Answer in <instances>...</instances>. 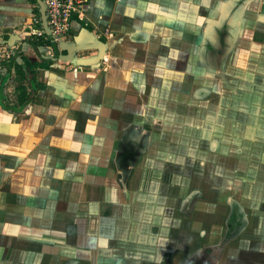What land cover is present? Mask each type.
<instances>
[{"label":"crops","instance_id":"0c3cea01","mask_svg":"<svg viewBox=\"0 0 264 264\" xmlns=\"http://www.w3.org/2000/svg\"><path fill=\"white\" fill-rule=\"evenodd\" d=\"M26 1L0 0L2 60ZM75 30L72 58L25 47L38 91L0 106V264H184L220 241L229 199L247 222L214 264H264V0H90Z\"/></svg>","mask_w":264,"mask_h":264},{"label":"trees","instance_id":"16d2710c","mask_svg":"<svg viewBox=\"0 0 264 264\" xmlns=\"http://www.w3.org/2000/svg\"><path fill=\"white\" fill-rule=\"evenodd\" d=\"M23 44H26L27 46L32 48L34 53L40 59H42L40 48L44 46H50L49 42L46 40L44 41L42 38L37 41L23 42L21 47H19L12 56L1 64V69L4 70V76L2 77V79H0V106L8 112H23L24 108L28 104L33 102L36 92L38 91V87L35 81V72L33 71L34 64L30 62L24 55ZM14 65H17L16 67L19 69V71H17V74L20 80L26 81L28 86L31 88V92L29 94H23L18 97L17 105H13L10 103L8 92L6 89L11 75L10 67ZM233 205L235 204L233 203ZM227 239L228 237L224 239L217 247H215L216 254L220 252Z\"/></svg>","mask_w":264,"mask_h":264},{"label":"built area","instance_id":"2783aa9c","mask_svg":"<svg viewBox=\"0 0 264 264\" xmlns=\"http://www.w3.org/2000/svg\"><path fill=\"white\" fill-rule=\"evenodd\" d=\"M43 2L47 26L52 37L60 45L67 44L75 35V26L84 22L90 0H43ZM36 23L39 24V30H33L32 33L34 36H43L40 18ZM101 59L107 60L104 56Z\"/></svg>","mask_w":264,"mask_h":264},{"label":"rangeland","instance_id":"374dc122","mask_svg":"<svg viewBox=\"0 0 264 264\" xmlns=\"http://www.w3.org/2000/svg\"><path fill=\"white\" fill-rule=\"evenodd\" d=\"M26 3H28L31 6V9H32L31 10V13H32V15L30 16V20L27 22V24H25V29H22L20 32H23L24 35H27V37L29 36L28 38H26L27 39L26 41H29L32 38H34V36H33V34H32L31 31H33V30H39V24L36 23V22L39 21L40 16H39V8H38V6H37V4H36V2L34 0H27ZM23 47H24V50H26L25 49L26 46L23 45ZM60 48L67 49V50H71L72 49L71 47L67 46V44L60 45ZM14 53H15V51L13 53H9V54L8 53H4L2 56H5V58L3 60H2V58H0V66H1V64L4 61H6L7 59H9V57H11ZM13 69H15V66H13ZM249 72H250V70H249ZM1 74H2V72L0 71V75ZM13 92L15 93V88L13 89ZM261 104H262V102H257L256 101V103L254 104V107H252V105H249L250 115L252 114V108L253 109L255 108L254 110H257V109L259 110ZM204 115H206V116L208 115V110L207 109H204V111L202 112V116H204ZM198 124H202V125H214V124H217L218 126L219 125H229L225 120L215 121L214 119H207V118L206 119H202V120H198ZM236 125H237V127L239 129L240 128L242 129L243 126H244L243 124H240V123H237ZM250 128H255L256 129V125L253 124V123H250L249 130H250ZM237 135H238L237 132H232V138L231 139H233V143H235V140L234 139H235V137ZM243 135L244 134H241V136H243ZM223 136L226 137V139H227V138H229L230 135H225L224 134ZM244 137H245V135H244ZM248 139H249V141H248V144H249L248 146L249 147H257V148L259 147L260 149H262L261 148V145H252L253 143L259 142L260 139L258 140L257 135L249 134ZM201 146H202L203 149L204 148H207L208 149V150L206 149L205 151L209 152L210 149H211V151H213L215 153V152H218L225 145H201ZM237 146H239V145H237ZM237 148L238 147H236V145L234 144L233 145V154H232L233 155V160H234V158H236L238 156V154H235V149H237ZM233 164H236V163L233 162ZM237 165H239V164H237Z\"/></svg>","mask_w":264,"mask_h":264},{"label":"flooded vegetation","instance_id":"af4514ba","mask_svg":"<svg viewBox=\"0 0 264 264\" xmlns=\"http://www.w3.org/2000/svg\"><path fill=\"white\" fill-rule=\"evenodd\" d=\"M33 36H34V34H33ZM41 38L44 41L45 40L48 41L45 34L43 36H34V38H32L29 41H37ZM26 47H28V46L26 45ZM233 203L235 205H233ZM228 206H229V213H228V216L226 217V221L224 223V234H223L222 238L220 239V241L216 245L209 247L206 250L204 249L200 253L194 254L192 257H190L188 260H186L184 262V264H214V261L219 256V253L221 252L223 247L230 240H232L233 238H235L241 234V232L244 230V228L246 226V222H247L245 212L236 200L229 199L228 200ZM227 237H228V239H227L226 243L223 245L220 252L218 254H216L215 247H217Z\"/></svg>","mask_w":264,"mask_h":264},{"label":"water","instance_id":"95a60500","mask_svg":"<svg viewBox=\"0 0 264 264\" xmlns=\"http://www.w3.org/2000/svg\"><path fill=\"white\" fill-rule=\"evenodd\" d=\"M35 2H36L37 6L39 8V16H40L41 26H42L43 32H44V34L47 37V40H48V42L50 44V47L54 50V53L55 54H59V56H60V51H61L62 48H60V44L59 43H56L55 42V40L52 37V35L50 33V30H49V28L47 26L44 2H43V0H35ZM98 42H99L98 43L99 45L101 44V47L100 46H95L93 49L99 50V54L94 59H87V62H89V63H91L92 61L93 62H97L98 60L100 61V59L102 58V56H103V54L105 52L104 51V48L102 46V42H100V41H98ZM64 51L69 54L67 56H70L71 53H73V54L76 55L77 51H79V50L78 49H74V50H72V49L71 50L65 49Z\"/></svg>","mask_w":264,"mask_h":264}]
</instances>
